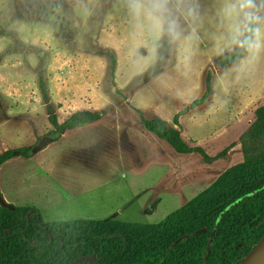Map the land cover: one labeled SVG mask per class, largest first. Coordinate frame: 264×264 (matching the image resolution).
Listing matches in <instances>:
<instances>
[{
	"label": "rangeland",
	"instance_id": "obj_1",
	"mask_svg": "<svg viewBox=\"0 0 264 264\" xmlns=\"http://www.w3.org/2000/svg\"><path fill=\"white\" fill-rule=\"evenodd\" d=\"M111 1L116 0H0L5 20L48 22L63 39L72 41L56 54L49 47L29 48L22 54L19 61L29 72L23 89L27 99L11 106L0 104V154L33 146L46 137L53 129L48 105L59 121L79 111H106L93 127L71 132L33 157L14 158L1 167L0 194L5 201L37 208L46 223L111 217L129 223L163 222L243 161L240 137L264 104V0H252L255 8L243 10L241 0H160L162 10L156 11L157 16L166 25H177L173 51L158 50L148 58L136 53V62L129 65L127 55L150 43L134 41L133 35L125 43L117 41L118 81L110 76L108 60L106 71L94 62L100 88L95 98L88 95L77 80L83 73L78 72L73 49H100L98 21ZM142 1L148 6L156 2ZM129 7L133 5L125 9ZM130 8L125 14L133 20V30L157 34V24L146 17L138 19L139 12ZM249 10L260 17L258 22L247 21ZM252 24L254 30L260 29L258 47H250L238 63L226 64L224 58L242 46ZM18 27L25 36L42 37L27 23ZM161 59L167 62L165 73L164 66H157ZM209 72L213 75L210 97L181 116L180 124L185 141L211 156L235 143L225 158L212 164L196 153L175 152L169 143L145 131L131 108L172 125L180 111L204 95ZM40 74L47 82L48 103L38 85ZM50 81L65 87L51 90Z\"/></svg>",
	"mask_w": 264,
	"mask_h": 264
},
{
	"label": "trees",
	"instance_id": "obj_2",
	"mask_svg": "<svg viewBox=\"0 0 264 264\" xmlns=\"http://www.w3.org/2000/svg\"><path fill=\"white\" fill-rule=\"evenodd\" d=\"M253 32L252 24L247 39ZM249 48L243 42L224 58L226 64L243 60ZM96 54L106 57L110 76L115 79V52L100 48ZM212 76L209 72L204 95L180 111L170 129L168 121L156 115L147 117L131 106L145 131L169 143L175 152L199 154L209 164L225 158L235 143L215 156L201 146L191 147L182 136L180 118L208 100ZM38 85L47 100L49 90L42 74ZM47 107L53 129L46 137L52 143L67 131L96 123L106 115V111L84 110L60 122L53 107ZM255 117L240 137L243 161L228 168L209 188L161 223L114 219L46 223L35 207H0V264H72L84 256L93 257L99 264H240L264 237V104L256 109ZM35 145L2 152L0 168L13 158L33 157ZM96 261L85 259L77 264Z\"/></svg>",
	"mask_w": 264,
	"mask_h": 264
},
{
	"label": "crops",
	"instance_id": "obj_3",
	"mask_svg": "<svg viewBox=\"0 0 264 264\" xmlns=\"http://www.w3.org/2000/svg\"><path fill=\"white\" fill-rule=\"evenodd\" d=\"M176 1H178V3L183 2V0H176ZM130 4L131 6L133 5V8L129 7L130 12H133V11L139 12L137 16L138 19H142L143 17H146L148 20H150L149 22H151L154 26L157 24L158 26L157 34H154L153 36H149L146 33H141L140 30L138 31L133 30L134 29L133 20L128 18L129 13L125 14L127 10L129 9V8L125 9V6L127 5L130 6ZM137 4L139 5V7H137ZM117 9H119V12L116 11ZM121 10L122 12H120ZM90 12H93V10H91ZM1 14H2V11H0V15ZM157 15L158 13L154 9V6H148V4L142 0H134V2H130L129 0H116L115 2L114 1L108 2L106 6L104 7L102 18L98 21L100 25V28L97 31L98 43H99V48L112 50L115 52L116 58H117V70H116L117 81H118V73H119V66H120L119 53H118L120 49L117 46V41H121L125 43L133 35L134 41H137V42L144 41V42L150 43V45L148 44V46L139 47L138 49H136L135 50L136 52L133 55L131 56L129 54L127 55V57H129V59L127 60L128 61L127 63L129 65H131L133 62H136V59H135L137 57L135 55L136 53L140 54L141 56L145 58H148L151 52L157 53L160 50H162V53L163 51L165 52L167 50L173 51L172 41L176 40L177 34H174V33L176 32L177 25H173V24L170 26L169 24L166 25V23H164V21H162V19L159 18ZM4 20L5 19L2 14L0 16V104H7L11 106L13 102L17 103V100H22L23 97L27 99V95L24 94L23 89L26 90L25 81L29 78V72L24 66L22 60L19 61V59H21L22 57V54L27 52L29 48L39 49V48H44V47H49L50 49H52V51H54L53 53L56 54L58 53L59 50H62L65 48V45H66L65 42L71 43L72 41L63 39L62 36H60V34L58 33L56 27H54L52 24L48 22H44L40 20H33V21H29V20L28 21H23V20H8V21L5 20L4 21ZM9 23H12V24H9ZM21 23H27L31 26V28L36 27L37 30L40 33H42V37L38 38L37 36H31L30 34H27L25 36L23 34V29L21 27H18V24H21ZM138 45L139 44H137V46ZM80 48L73 49V53L75 54L74 56L76 59V66H77V69L79 70L77 71L80 73V75L81 73H83V75L81 76L82 80L81 78L77 80L81 81L80 87L87 89V94L95 98L96 97L95 95L98 93V90L100 87L95 78L96 75L94 76V73H95V70L93 69L94 62L98 61L99 64L97 65H101L104 71L107 70L108 62H107L106 57L99 56L96 54V52L85 51ZM125 49L126 47L122 45L121 50L124 51ZM40 54H42V52H40ZM165 60L166 59L164 60L161 59L160 62L157 63L158 64L157 66L160 65L162 66V68L164 66V71L162 73H165V71L168 68L167 62ZM104 61H106L107 67ZM64 87L65 86L61 82H58V84L56 82L55 83L54 82L51 83V81L49 82V88L51 90H56L58 88L60 90H63ZM36 89H37L36 94H38L37 93L38 88L36 87ZM68 118L69 117H60L61 119L60 121L63 122ZM236 119L237 118H235L233 121H235ZM96 123H90L87 126L80 127L74 130H69L62 135L61 139L66 137L68 134H71V132L93 127ZM229 123L230 122H228L226 126L228 128H229ZM109 219L118 220L115 217H111L108 219H101V220H109ZM87 220H90V219H87ZM57 222H66V221H57Z\"/></svg>",
	"mask_w": 264,
	"mask_h": 264
},
{
	"label": "water",
	"instance_id": "obj_4",
	"mask_svg": "<svg viewBox=\"0 0 264 264\" xmlns=\"http://www.w3.org/2000/svg\"><path fill=\"white\" fill-rule=\"evenodd\" d=\"M46 102H49V99L46 100ZM172 126L168 125V128L170 129ZM50 143H52V139L50 137H43L40 142L34 146L33 152L38 153L45 149ZM0 207L8 208L10 210H14L15 207L5 201V199L0 194ZM94 260L93 257L90 256H84L76 259L72 264H77L81 260ZM97 262V261H96ZM97 264H99L97 262ZM139 264V263H138ZM240 264H264V237L260 240V242L255 246L254 249L250 251V253L246 256V258L240 263Z\"/></svg>",
	"mask_w": 264,
	"mask_h": 264
},
{
	"label": "clouds",
	"instance_id": "obj_5",
	"mask_svg": "<svg viewBox=\"0 0 264 264\" xmlns=\"http://www.w3.org/2000/svg\"><path fill=\"white\" fill-rule=\"evenodd\" d=\"M137 7H139L138 4H137ZM240 8H241V10H243L245 8L253 9V8H255V5L253 4L252 0H241ZM154 9L156 11L162 10L160 0H156V2L154 4ZM245 15L249 21H257L258 22L260 20V17L258 15H256V13L251 11V10L247 11L245 13ZM250 31H252V30L250 29ZM259 32H260V29L256 28L254 30L255 38L249 37L247 40L244 41V43L248 44L250 47H258L257 38L259 37Z\"/></svg>",
	"mask_w": 264,
	"mask_h": 264
}]
</instances>
